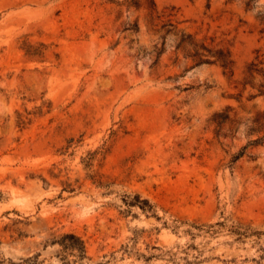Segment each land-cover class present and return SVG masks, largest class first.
<instances>
[{
    "label": "rangeland",
    "instance_id": "374dc122",
    "mask_svg": "<svg viewBox=\"0 0 264 264\" xmlns=\"http://www.w3.org/2000/svg\"><path fill=\"white\" fill-rule=\"evenodd\" d=\"M139 1L0 0V264H58L51 241L65 233L85 241V264H258L264 236L234 230L264 232V144L232 160L264 114L245 81L264 59V0H154V17ZM189 36L229 52L233 75L187 59L177 46ZM25 39L52 51L31 60ZM95 152L111 193L87 177ZM125 192L157 215L124 205Z\"/></svg>",
    "mask_w": 264,
    "mask_h": 264
},
{
    "label": "trees",
    "instance_id": "16d2710c",
    "mask_svg": "<svg viewBox=\"0 0 264 264\" xmlns=\"http://www.w3.org/2000/svg\"><path fill=\"white\" fill-rule=\"evenodd\" d=\"M113 1V0H108ZM255 0H248L246 2V7L248 10L255 5ZM126 4L128 8L139 9L141 7L139 0H127ZM148 7L150 10L151 16H155L158 14L157 6L154 0H148ZM172 14H169L168 17H171ZM161 16H158L160 18ZM263 18L262 15H260ZM164 27H172L174 28V24L171 22V19L168 20L167 23L163 25ZM124 32H139V24L137 22L133 24H127L124 28ZM171 30H168L167 33H170ZM178 49H182L186 52V58L192 59L197 66L208 64V65H220L223 69L230 72L233 75L235 63L232 59V56L229 52L224 49H218L213 52L212 50H208L204 44L198 43L193 37H182L180 42L178 43ZM206 51L208 54H204L202 50ZM21 50L24 52L25 57L43 62L46 58L47 53L52 51V46L40 43V44H32L27 39H25L22 43ZM165 51V43L161 49L156 48L154 54L156 55L155 65L158 64L160 57ZM54 56L57 60H60V54L54 53ZM261 56H257L255 61H253L248 67L246 71V84H251V86L257 90L259 96H264V59H260ZM258 76L261 79V82L256 85L254 84L255 77ZM215 123L218 126V130L216 132L217 136L221 135L222 126L230 121V115L226 112L217 114L214 118ZM255 131L259 137L256 140H253L248 146L242 148V150L233 158L232 164H235L242 157L245 156L247 149L249 146H259L264 144V114L259 115L254 121ZM73 140L69 141L72 143ZM98 155V152L89 154L90 158L87 163V169H89L90 173L88 174V179L91 180L95 185L99 188L106 190L107 193H111L113 189L117 186L114 181L105 178V176L99 175L95 172L93 168V161ZM57 178L56 176H54ZM40 180L44 183L45 186H49L47 179L44 177H39ZM63 192H74L76 187L70 182H63ZM122 203L131 208H139L144 213L152 212L157 215L155 211V206L148 200L142 198L139 194H129L123 193ZM234 233L240 237H244L245 239L256 237V244H259V240L264 236V232L255 231L251 226H243L238 227L234 230ZM52 246H59L60 250L57 253V258L59 260L58 264H85L87 261H90L87 252V246L85 241L74 233H65L51 241ZM261 255L258 260H255L258 264H264V244L259 245ZM36 258V257H34Z\"/></svg>",
    "mask_w": 264,
    "mask_h": 264
}]
</instances>
